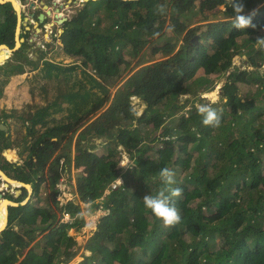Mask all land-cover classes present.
Here are the masks:
<instances>
[{
	"label": "trees",
	"instance_id": "1",
	"mask_svg": "<svg viewBox=\"0 0 264 264\" xmlns=\"http://www.w3.org/2000/svg\"><path fill=\"white\" fill-rule=\"evenodd\" d=\"M234 2L254 27L233 28L229 0H88L61 24L62 52L79 63L48 62L46 70L68 75L67 115L63 122L49 109L24 115L26 157L20 164L1 158L13 179L36 189L25 204L8 207L0 264L69 263L80 247L68 231L85 224L81 204L106 213L75 264H264V50L254 44L264 36V0ZM157 5L164 15L156 14ZM0 7L11 9L9 2ZM4 21L0 44L12 47L14 14ZM155 31L161 35L153 38ZM8 54L3 50L0 61ZM13 54L0 75L12 74L14 64L1 69L17 58L26 62L22 48ZM237 54L245 57L243 68L233 64ZM131 57L139 67L122 77ZM201 67L255 87L244 97L236 89L223 94L214 106L221 113L216 128L202 124L199 106L184 112L187 103L177 102L182 94L196 96L192 81L202 84L200 91L212 89L213 81L196 77ZM0 141L1 152L9 136ZM122 151L127 166L120 165ZM165 167L175 173L172 187L182 189L173 198L181 222L167 229L142 202L162 187ZM71 168L74 197L59 203L56 183ZM117 178L122 183L113 189Z\"/></svg>",
	"mask_w": 264,
	"mask_h": 264
},
{
	"label": "rangeland",
	"instance_id": "2",
	"mask_svg": "<svg viewBox=\"0 0 264 264\" xmlns=\"http://www.w3.org/2000/svg\"><path fill=\"white\" fill-rule=\"evenodd\" d=\"M16 1L17 3H19V13H20V9H21V4L18 0H14ZM68 1V2H67ZM62 5L63 8H66L67 7V10L64 12V14L62 12H58L61 16H67V18H69L70 16L69 15H72L74 12H76L78 10V8L82 7V1L81 0H60L59 1ZM66 4L68 6H66ZM65 5V6H64ZM0 9H4L3 7H0ZM222 6H219V8L217 10H222ZM18 11V10H17ZM18 13V12H17ZM220 17V16H219ZM20 17H19V21L20 22ZM49 21L51 20V18L48 19ZM36 25V24H35ZM60 25H58V29L60 28L61 29V26L59 27ZM48 27L46 26L45 30L48 31L47 29ZM21 30H23L22 27H20ZM43 30V28L41 29ZM40 30V33L34 37V30L33 28H30L29 32L27 34V37L25 38L27 42L28 40H30V49H28L29 51L25 50L26 48V43H22L23 45L20 46V48L24 49L27 55V62H23L21 60H17L16 65H15V69L13 70L15 73L16 71H18L19 69H23L29 73L31 72L29 75H30V83H27L26 85L27 86H30V89H33L34 87L36 86H32L34 83L39 84L40 83V80L41 79H46V83L48 82H51L50 84L53 85L55 83V80L51 79V77L49 78L47 75H45L44 73L42 74V76H39L37 74H33L32 72L37 70V69H40V71L42 72L43 70H45V65L48 63V62H59L60 64H62V66H68V65H71L74 63V58L70 57V56H66L62 53V45L60 43V40L59 39H56V40H50V37H46L44 38V35L46 33V35L48 34L47 31H41ZM17 34H19V26H17L16 28V36ZM22 34V33H21ZM20 34V35H21ZM19 35V36H20ZM19 36H17V46H18V42L20 39ZM8 48H10L9 46H7ZM38 49L39 51V54L38 56H34V53L33 51ZM40 49V50H39ZM31 51V52H30ZM148 51V49H147ZM147 53L146 50L143 51V53L141 54L142 58L145 59V61H147V56H145L144 54ZM126 58L128 59V56H126ZM141 58V59H142ZM129 59H132L131 60V65L125 69V71L122 72V77L126 74V73H132L131 71V68L134 67L133 71H135L138 67H136L135 63L138 59H136L135 57H131ZM8 60V59H7ZM244 60H245V57L243 54H237L233 57V64L239 68H243L244 67ZM76 63H79V61H75ZM20 66V68H19ZM28 66V67H27ZM32 70V71H31ZM259 73L261 75L264 76V65L262 67L259 68ZM226 74H223L221 76H219L218 74H211V73H208L203 67H201L200 69L197 70L196 72V77H205L207 78V80L209 81H213L212 83V89L210 91H200L199 89H201L202 87V84H194L193 81L192 83L190 84V87L193 88V93H197L196 96L194 97L192 94H189V93H186V94H182L178 97L177 99V102L178 103H187L186 104V107L184 109H182L184 112H186V110H188V108L190 107L191 103L196 106H199L201 104H211L212 106H215V105H220L224 99H223V94L226 92V91H229V90H232V89H236L238 91V94L242 97H244L249 91H254L255 90V87H252L250 86V84L248 83V81L244 80L240 83H231L230 81L227 82L226 80ZM11 76V75H10ZM7 78V77H4L2 75H0V85L3 83V80ZM59 81H58V84L59 86L62 88L61 92L59 93V95L56 97V100H54L53 103H55L54 106H56V109H52L50 108L48 110V112L50 111L51 113V117L53 118H57L59 121L63 122L65 120V117L67 115V111L66 112H63L65 109L67 108H60V110L62 111L60 115L58 116H55L53 115V113L57 112V109L59 108V106H61V104L63 103H67L66 99H63L65 98L66 96L70 97V92H69V89H68V81H67V77L63 74H59ZM121 79V76L118 78V80ZM6 80V79H5ZM52 80V81H51ZM60 82V83H59ZM33 83V84H32ZM33 87V88H31ZM114 89L115 87H110L109 88V91L112 93L114 92ZM1 90H0V98H1ZM40 95L43 94L45 95V98H47L48 100L46 101V106H44L42 104L41 107H43V109H39L40 111H36L38 108H40L39 106L38 107H33L29 110H32L33 112H36V113H39L45 109H48L49 107V97H48V94L49 92H45V93H39ZM55 99V97H54ZM33 100H34V97H33ZM32 100V101H33ZM131 101L132 103L134 104V108H138L140 109V100L138 97L134 96L133 98H131ZM38 102H36L37 104ZM52 103V104H53ZM32 106H33V103H32ZM48 106V107H47ZM46 107V108H45ZM65 107V106H63ZM30 112V111H29ZM140 112V110H139ZM29 114H32V113H29ZM24 115L28 116V114H25V113H4V111L2 110V107H1V104H0V117L2 120H7L8 121H11L13 124V128L15 129V145H17L18 149L21 150L23 147H25V142H27L29 140L28 137L24 138H20V136H23L25 133L24 131V128H21V120L23 119L24 121L27 120V117H25ZM8 124V123H7ZM2 132H0V137L4 135V137H6V131H3V130H0ZM18 138V140H17ZM97 142L99 140H96ZM1 142V141H0ZM7 156L11 155L12 152L11 151H8L7 152ZM26 152H24L23 154V157L22 158H25L26 157ZM121 161H120V165L121 166H127L129 165L130 163V160H129V157H128V154L125 153L124 151L121 152ZM2 158L1 156V152H0V159ZM15 158V155L12 154V159ZM1 167L7 172V174H10L9 173V167L3 165V161L1 162ZM47 170V169H45ZM46 173V171H45ZM77 173V170H74L73 168H71L70 170V173L65 176H61L60 179L62 178L66 187H68V193L70 195V198L72 199L74 197V192H73V186H74V178H75V175ZM118 179H121V178H118ZM59 182V181H58ZM58 182L56 184H58ZM57 188V187H56ZM58 193V192H57ZM58 197L57 198H60L61 195H57ZM8 204V203H7ZM88 205V204H86ZM81 213L85 216L84 217V220H85V224L83 225V227L79 230H75L74 228H70L69 229V234L72 235L75 240H76V243H77V246H79V250H77V254L76 256L73 257V259L67 263V264H75L77 263L78 261H80L82 259V254H88L87 252H84L83 249H82V245L83 243L85 242V240L87 239V237L89 236V234L95 229V228H91L92 227V222H93V219L95 218L94 214H98L100 213L98 210L94 209L92 211H87L86 210V207L84 204H81ZM5 220V218H4ZM90 225V226H88ZM3 228V225H1V228ZM38 239V238H37ZM35 242V241H34Z\"/></svg>",
	"mask_w": 264,
	"mask_h": 264
},
{
	"label": "crops",
	"instance_id": "3",
	"mask_svg": "<svg viewBox=\"0 0 264 264\" xmlns=\"http://www.w3.org/2000/svg\"><path fill=\"white\" fill-rule=\"evenodd\" d=\"M18 1L20 2V0H18ZM51 1H53V3L55 2L57 4L58 3L61 4L59 2L60 0H51ZM69 1H71V0H69ZM34 2H35L36 5L38 4L36 0ZM66 6H68V5L66 4ZM55 13H56L55 15H58V16L60 15L57 12H55ZM55 15L53 17H56ZM18 21H19V18H18ZM34 26H36L35 23L33 24L32 28H35ZM46 26L48 27L49 24H46ZM37 30L38 29L35 28V31H37ZM45 36H46V33L44 35V38H45ZM30 47L31 46L27 44L25 50L29 51L28 49H30ZM62 51H64L63 48H62ZM33 53H34L35 57L38 56V54H39L38 49L34 50ZM26 62H27V60H26ZM50 63L53 64V65L54 64H59V62H53V61H51ZM19 68H20V66H19ZM22 71H23V73H19L18 71L13 73L14 72L13 71L12 74H8L7 78H5L6 80L4 79L3 83L0 85V90L2 91L1 92V98H0V104H1V107H2V110L4 111V113H13V112H15V113H25V114L36 113V112H33L32 110H29V109H31V108H33L35 106L36 107L39 106L40 108H38L36 111H40L39 109H43V107H41L42 104L44 106H46V101L48 99L45 98V95H43V94L40 95L39 93H45L46 91L49 92L48 97L50 98L49 99V107L47 106L48 109H50V108L56 109V106H54L55 103H53V102H54V100H56V97L59 95V93L62 90V88L58 84V81L60 79L59 78V74H55V73L54 74H49L47 72V70H46V65H45V70H43L42 72L40 71V69H37V70L33 71L32 73L34 75L37 74L39 76H42V74L44 73L49 78L51 77V79L55 80V83L53 85H51L50 84L51 82L46 83V79H41L40 83L37 84V85H36V83H34V84L32 83L33 84L32 86H36V87H34V88L31 87L33 89H30V86H27L26 84L30 83V75L29 74L31 72L28 73L27 70L25 71L24 69H22ZM65 76L68 77V75H65ZM67 81H68V79H67ZM33 97H34V100H33ZM54 97H55V99H54ZM66 100H67V98H66ZM36 102H38V103L36 104ZM32 103H33V106H32ZM63 106H65V107H63ZM68 107L69 106L67 105V103H64V104L62 103L61 106H59V108L57 109V112L56 113L54 112L53 115H55V114H56L55 116L60 115L61 112H62L60 110V108H64L65 109V108H68ZM66 111H67V109H65L63 112H66ZM0 119H1V117H0ZM4 123H5L6 127H7L6 135L9 136V141L8 142H10V144L7 145V147L1 151V156H3L9 162L20 164L21 161L23 160L22 157H23V154L25 152L24 151L25 147H23L21 150H19L17 145H15L14 141H15L16 134H15V129L13 128V125H12L13 123L11 121H8V119L4 120ZM26 144H27V142H25V145ZM8 151H11L15 155L14 159H9L7 157V152ZM0 164H1V159H0ZM0 170L10 180H14L10 176V174H7V172L1 167V165H0ZM22 183L23 184H27L28 187L26 188V186L22 185V184L10 183L6 178L4 179L2 177V175H0V194H1L0 201L2 200L3 202H6V201L11 202L7 206H6L7 202L5 203L4 210H3L4 216L2 215V212H1V207H2L3 202L0 203V228H1V225H3V228L0 229V237H1V231L4 230L7 227V225H8V207L12 206L11 204H14V203H16L17 205L18 204H25L27 201H29L32 198L33 193L35 192V189H36L35 186L36 185L34 184V182H30V183L22 182ZM45 186L46 187L48 186V181H46V182L44 181V183H42L41 189H40L41 194L44 193L42 191H43V188ZM57 192H58V190H57ZM22 194H23V197H22L21 201H16V199H18V196H20ZM57 201H58V199H57ZM4 218H5V220H4ZM3 221H4V223H3ZM14 228L16 230L19 229V227L17 225L14 226Z\"/></svg>",
	"mask_w": 264,
	"mask_h": 264
},
{
	"label": "clouds",
	"instance_id": "4",
	"mask_svg": "<svg viewBox=\"0 0 264 264\" xmlns=\"http://www.w3.org/2000/svg\"><path fill=\"white\" fill-rule=\"evenodd\" d=\"M128 2V0H125ZM233 7L234 16L231 17L232 26L236 30H245L252 25V18L250 15H244L243 5L235 3L234 0H229ZM156 14L164 15L166 9L163 5L156 6ZM172 31V26L166 29ZM159 31L153 32V38L159 37ZM257 48L264 50V36L257 38L254 43ZM225 102H227L225 100ZM140 110V109H139ZM198 112L202 116V124L204 126H211L213 128L219 127L221 123V113L217 107L211 104H201L198 107ZM175 139V137H165V140ZM175 173L169 168L165 167L160 170L159 177L162 181V187L156 194H146L142 198L144 209L149 211L152 216L162 222L164 228H172L181 222V214L173 203V198L182 195V189L179 187H172L175 184Z\"/></svg>",
	"mask_w": 264,
	"mask_h": 264
},
{
	"label": "flooded vegetation",
	"instance_id": "5",
	"mask_svg": "<svg viewBox=\"0 0 264 264\" xmlns=\"http://www.w3.org/2000/svg\"><path fill=\"white\" fill-rule=\"evenodd\" d=\"M35 0H20V3H21V9H20V22H18V19H17V14L13 8V5L11 4V2L9 1H6V2H9L10 5H11V9H0V32H1V37L2 36H5L3 34H5V31L7 29L6 27V23L4 21V18L6 17H10L12 14H14L15 16V19H16V22H15V26H14V32H13V41L15 42V38L17 37L16 36V28L17 26H19V38L22 39L21 43H20V46H22L24 43H26V45H30V40H28L27 42L26 41V37H27V34L30 33L29 30L30 28H32L33 24L35 23L36 26H34L35 28H38L39 30L35 31V28H33L34 30V37H36L39 33H40V30L43 28V30L41 31H47L45 30L46 28V24H49L48 26V34L46 35V37H50V40H56L58 39L60 33H61V29L59 28L58 29V25L61 26V24L58 23V19L56 17H53L56 13L55 12H62L64 14V12L67 10V7L66 8H63L61 6V4H57V3H53V1L51 0H36L37 3L39 4H35L34 2ZM40 1V2H39ZM6 2H0V4H3V3H6ZM45 5V6H44ZM59 7V10L56 11V8ZM40 13H43L45 18L43 19V21L39 22L38 20V15ZM67 17V16H65ZM51 18V20L49 21L48 19ZM53 19V20H52ZM68 19V18H67ZM59 26V27H60ZM20 27L23 28V30L20 29ZM7 37V36H5ZM23 43V44H22ZM4 44V43H3ZM8 46V45H7ZM14 46V45H13ZM10 47V49L13 48ZM20 48V47H19ZM18 48V49H19ZM17 50V49H16ZM14 50V51H16ZM24 51V49H22ZM14 51H12L11 53H9L5 59H3L0 63V65H3L7 59L10 60L11 57H13V53ZM17 60H19L18 58L16 59V61H13L11 62L8 66H5L3 69H1L2 71H5L6 67H7V70L12 69V66L15 62H17ZM16 64V63H15ZM24 69V68H23ZM8 74L6 75H2L4 77H7ZM0 121L4 123V120H1Z\"/></svg>",
	"mask_w": 264,
	"mask_h": 264
},
{
	"label": "built area",
	"instance_id": "6",
	"mask_svg": "<svg viewBox=\"0 0 264 264\" xmlns=\"http://www.w3.org/2000/svg\"><path fill=\"white\" fill-rule=\"evenodd\" d=\"M58 181H59L58 184H56V187H57V190H58L57 195H61V197L57 198V199L61 203V202L67 201V200H69L71 198H70V195L68 193L69 189H68V187H66L63 179L61 178ZM121 183H122V180L117 178L111 183V188L114 189L117 186H119ZM96 210H98L100 213H98V214L95 213L94 214L95 218L93 219V222H92V227H91L92 229L95 228L97 220L99 219V217L106 213V210H104L101 207H98ZM65 218H67V215H65ZM88 226H90V225H88Z\"/></svg>",
	"mask_w": 264,
	"mask_h": 264
},
{
	"label": "water",
	"instance_id": "7",
	"mask_svg": "<svg viewBox=\"0 0 264 264\" xmlns=\"http://www.w3.org/2000/svg\"><path fill=\"white\" fill-rule=\"evenodd\" d=\"M9 2H11V4L13 5V2H12V0H8ZM82 1V6H83V4H84V2H87L88 0H81ZM1 2V1H0ZM6 2V1H5ZM2 3V2H1ZM45 6V5H44ZM62 6V5H61ZM13 8H14V5H13ZM14 10H15V8H14ZM59 10V7H57L56 8V11H58ZM15 12H16V10H15ZM16 14H17V19L19 18V15H18V13L16 12ZM45 18V16H44V14L43 13H40L39 15H38V20H39V22H41V21H43V19ZM58 19V23L59 24H61V23H63V22H65L66 20H67V17H65V16H61V15H59V17L57 18ZM38 29V28H37ZM39 30V29H38ZM197 35L193 38V40L194 41H196L197 40ZM21 39V38H20ZM21 41H22V39H21ZM21 41H20V43H21ZM17 45V38H15V42H14V46H13V48L12 49H10V48H8L7 47V45H5V44H0V46H5L8 50H9V53H11L12 51H14V50H16V49H18L19 47H20V44L18 45V46H16ZM1 62H3V61H0V63ZM0 130H3V131H6L7 130V127H6V125L5 124H3L1 121H0ZM0 173L2 174V175H4L7 179H9L1 170H0ZM14 181H16V182H19V183H21L22 185H27V184H23L22 182H20V181H18V180H15L14 179ZM27 187V186H26ZM20 191V190H19ZM0 196H1V194H0ZM12 206H17V204L16 203H14V204H11Z\"/></svg>",
	"mask_w": 264,
	"mask_h": 264
},
{
	"label": "bare ground",
	"instance_id": "8",
	"mask_svg": "<svg viewBox=\"0 0 264 264\" xmlns=\"http://www.w3.org/2000/svg\"><path fill=\"white\" fill-rule=\"evenodd\" d=\"M1 2H5V1H8V0H0ZM12 2H13V5H14V8H15V10H16V12H18V15L20 14L19 13V3H17L16 1H14V0H12ZM18 10V11H17ZM61 15H63V14H61ZM56 16V18H58L59 16L58 15H55ZM20 17V16H19ZM18 35V34H17ZM17 38V37H16ZM19 40V42H18V45L20 44V41H21V39H18ZM17 46V45H16ZM3 50H6L8 53H9V50L5 47V46H0V54H1V52L3 51ZM0 175H2L1 173H0ZM2 177L5 179L6 177L4 176V175H2ZM7 179V178H6ZM10 183H17V184H21V183H19V182H16V181H14V180H10V179H7ZM27 186V185H26ZM28 187V186H27ZM26 187V188H27ZM6 201V200H5ZM1 202H3L2 200L0 201V203ZM8 204H10L11 202H8V201H6ZM6 202H3V204H2V207H1V212H2V215L4 216V212H3V210H4V206H5V203ZM6 203V206L8 205ZM6 209V208H5ZM6 216V215H5ZM3 223H4V221H3Z\"/></svg>",
	"mask_w": 264,
	"mask_h": 264
}]
</instances>
